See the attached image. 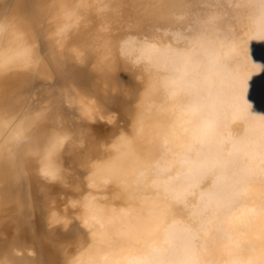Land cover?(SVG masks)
Listing matches in <instances>:
<instances>
[{"label": "bare ground", "instance_id": "6f19581e", "mask_svg": "<svg viewBox=\"0 0 264 264\" xmlns=\"http://www.w3.org/2000/svg\"><path fill=\"white\" fill-rule=\"evenodd\" d=\"M0 264H264V0H0Z\"/></svg>", "mask_w": 264, "mask_h": 264}, {"label": "snow or ice", "instance_id": "6c2138e0", "mask_svg": "<svg viewBox=\"0 0 264 264\" xmlns=\"http://www.w3.org/2000/svg\"><path fill=\"white\" fill-rule=\"evenodd\" d=\"M67 140V137H54L52 140L49 142L48 148H47V153L48 156L51 157L53 153H55L56 150H58L60 147L63 146L65 141ZM54 167L50 162L45 164V167L42 169V171L45 172V174H48L49 168Z\"/></svg>", "mask_w": 264, "mask_h": 264}]
</instances>
